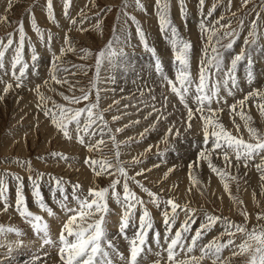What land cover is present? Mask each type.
Here are the masks:
<instances>
[{"label":"snow or ice","instance_id":"1","mask_svg":"<svg viewBox=\"0 0 264 264\" xmlns=\"http://www.w3.org/2000/svg\"><path fill=\"white\" fill-rule=\"evenodd\" d=\"M133 2L136 7L144 10L141 0H133ZM230 2L231 0H229ZM198 3L203 9L206 0H198ZM248 3L249 0H244V6H247ZM70 5L71 0H65L64 15L66 16ZM216 6L215 4L212 5L200 23L201 32L207 34L208 47L204 50L205 59L200 62L196 78H193L191 74L190 51L192 45L180 35L179 29L173 25L170 18V0H156V7L160 30L167 34L174 53L173 63L176 70L172 77L166 72L156 49L149 45L145 32L139 27L136 17L130 16L129 18L138 25L137 31L144 50L155 58L154 72L160 76L161 84L168 87L170 93L178 97V102L186 110L185 132L192 129L191 121L196 114H199V120L202 122V146L197 149L199 160L207 162L208 168L223 182L224 190L229 193L233 203L239 206L243 204V201L232 195L229 183L235 181L238 185V177L232 175L228 170L233 167V161H235V167L237 168L240 166L248 168L253 161H258L254 166L260 173L261 181H264V131L253 126L252 116L245 111L247 102L255 100L260 115L264 116V88H255L256 76L253 72V52L255 51L253 46H259L258 40L260 37L257 21L260 19V13H256V19L250 25L249 39L244 41V45L247 47L235 54L226 64L221 49H233L239 33L237 29L232 28L231 23L219 24L217 20L215 24H212L208 21V17L215 11ZM46 7L47 18L53 23H57L53 0H47ZM122 7H128V0H124ZM179 7L186 15L185 0H179ZM80 15L83 19H87L83 11ZM4 19L6 20L7 17H4ZM71 23H76V21L73 19ZM216 24H219V28L215 26ZM31 27L39 37L40 42L45 44L46 49L50 48L53 36L51 32H48L46 37L45 31L38 25L34 14ZM243 27L244 21L241 19L238 22V28L243 29ZM95 28L99 30L101 25L98 23ZM223 29H227V31H222ZM13 35L9 33L6 43L3 39H0V84L4 85L3 94L13 90V84L6 81L5 76L10 74L17 88L24 87L26 84L25 77L31 74L30 68H35L39 60L35 43L31 41H29L31 56L28 60L25 59V42L28 37L22 22L18 27V40L15 41V47H13ZM65 45L66 47L61 48L63 55L76 51L72 47L67 34ZM9 50L11 51L9 52ZM81 51L85 52L87 56L93 55L90 50L81 49ZM262 51H264V48H262ZM209 52H211V55H209ZM6 54H8L7 61ZM63 55H57L53 51L52 72L49 80H44L42 84H37L32 89L39 98L37 107L49 118L50 123L66 140L75 139L89 153L95 152L98 154L96 158L87 157L85 164L92 170L95 177L108 178L109 183L107 186L96 185L85 191L79 182L73 183L63 177L49 175L47 182L51 185V198L56 208L66 218L61 220V215L46 202L41 192V181L44 180L45 173L36 172L31 161L21 162L17 159L15 162L17 164L22 163V166L30 174L29 179L32 184L34 203L47 216L61 222V230L57 239L53 240L48 221L43 216L34 214L28 207L27 198L23 192L22 177L8 171L0 173L2 210L6 212L9 207H12L8 202L9 186L7 177L13 176L17 181L15 210L30 225L34 235L41 240V248L47 245L57 249L61 264H143L149 254L161 257L162 253L167 254L166 264H204L206 259L210 260L211 264H232L237 257L240 258L239 264H264V224L258 223L249 229L247 226L249 216L246 209L240 210L244 222L237 223L227 217L193 208L190 206V202L180 204L171 197L168 199L161 198L158 193L151 191L136 179L137 176L143 175L144 169L136 172L135 175L129 174L128 168H134L142 161L137 157H133L131 161L122 160L121 146L133 142L134 138L129 137L128 141L117 140L115 133L123 131V128H116L113 131L108 126V121L104 116L106 110L100 109L98 89L95 92L94 100H92L90 97L93 93L90 91L81 88L79 90L81 94L75 95V86L69 85V91L73 93L72 95L59 93L67 104L56 102L52 100V97L41 91L42 86H49L50 81L56 84H68L67 79H61L57 75L61 69L67 71L62 65ZM124 55L122 49L118 50L114 47V41H110L103 50L96 54V77L92 82L93 88L99 82L101 66L107 63L109 66L116 67L118 66L117 60ZM242 63H246L247 66L246 75L243 79L237 76L238 68ZM245 85L250 86L249 91L243 99L236 100L235 97L238 93L244 91ZM49 90L56 91L50 86ZM228 97H232L234 103L229 105L227 102ZM3 98V95H0V99ZM49 101H52L51 106H49ZM83 101L88 102L84 107L76 106ZM165 101H168L167 96H165ZM214 103L216 104L215 108L212 106ZM110 108L111 106L108 110ZM225 109L228 110L229 117L237 132L240 130V125L235 123V116H239L244 121L249 140L246 141L242 136L233 135L225 127L220 119V114ZM118 119L120 117H113V120ZM160 119H167V117L161 113L159 119L140 133V137L143 138L147 132L154 130ZM133 123L138 124L139 121ZM166 131L167 134L163 143L167 148H171V138L173 136L180 138L182 133L176 125H171ZM73 133H75V136H73ZM97 137L99 138L97 139ZM108 141H111L114 146L113 156H108L104 152V147L107 146ZM146 151H151V148ZM50 155L56 158L57 162L61 160L68 162L70 159L61 152H52ZM158 155L164 156L165 152L160 151ZM213 156L222 160L223 168L217 167L213 163ZM196 165L197 161H193L191 166L196 167ZM190 178L193 185H198L199 182L191 173ZM130 183L137 185L147 194V202L130 187ZM118 186L121 190H118ZM109 199L121 209V212L117 213L110 208ZM149 203L162 212L163 234L155 228L154 218L147 206ZM161 205H163V208H161ZM138 208L139 216H137ZM181 213L184 214L183 220H180ZM197 213H200V215H197ZM110 215L120 217L115 239L110 235L107 227L110 222L108 219ZM256 219L257 221H264V211L258 212ZM197 220L200 221L199 226L193 231L192 225L196 224ZM218 226L222 227V231L207 243H204V237ZM174 228L176 230L173 232ZM129 231H131V235L128 234ZM9 233H14L18 237L25 235L18 228L5 227L0 224V234ZM150 233L152 244H149ZM237 234L243 237L239 244L235 243ZM117 239L127 241L129 246L127 257L119 250L116 244ZM22 243L23 241L20 240L18 246ZM153 245L159 251L153 253ZM0 247H3V245H0ZM225 249L231 251V256L223 257L222 254ZM12 251L13 249L9 245L5 253V259L11 257ZM197 251L199 255L195 254ZM44 255H48V253H44ZM11 259L14 260L15 258L12 257ZM40 259V256L33 254L28 264H36V261ZM155 264H160V260L158 259Z\"/></svg>","mask_w":264,"mask_h":264},{"label":"rangeland","instance_id":"2","mask_svg":"<svg viewBox=\"0 0 264 264\" xmlns=\"http://www.w3.org/2000/svg\"><path fill=\"white\" fill-rule=\"evenodd\" d=\"M141 2L144 5V10L136 7L133 0H128L127 8L122 7L124 0H71V5L67 9L68 15L66 16L64 15L65 0H53L54 14L57 20V23H53L47 18V0H10V3L9 0H0V39H3L6 43L9 33L14 34L13 47H15V41L18 40V27L22 22L28 37L25 42V59L28 60L31 56V47L29 46V41L35 43L37 52L39 54V60L36 63L35 68H30L31 74L25 77L26 84L24 87L17 88L15 86V81L9 75L5 76L4 79L13 84V90H10L7 94H3L2 90L4 85L0 84V95H3L4 97L3 99H0V173L8 171L22 177L24 185L23 192L27 198L29 209L34 214H40L43 216L48 221L49 225L54 222V220L47 216L46 213L45 215L42 214L44 212L34 203L32 184L31 180L29 179L30 174L28 171H26V168L22 166V163L17 164L15 162L17 159H19L21 162L25 160L31 161L32 167L36 170V172L45 173L44 180L41 181L42 194H44L42 189L45 186L50 185L49 183L47 184L49 175L63 177L65 180L73 183L79 182L85 191H87L90 187H94L96 185L104 187L109 183L108 178H97L94 174H91L92 177L90 176L94 181V185L88 184L87 186L86 183L81 180V178H85V176L87 177L88 175L85 172L84 167L89 171H92L88 165L85 164V159L89 156L96 158L98 154L93 152L88 156L83 153L77 154L75 156L71 154L70 156L66 151H64L65 149H63L61 142V137H63L62 134L57 132L55 127L50 123L49 118H47L41 112L40 108L37 107L39 98L37 94H35L36 92L32 90L35 85L42 84L44 80H49L50 74L52 72L53 51H55L57 55H63L61 53V48L66 47L65 36L67 34L71 40L72 47L76 49V51L68 52L66 55H63L62 65L63 68L67 69V71L61 69L57 75L61 79H67L68 84H56L55 82L50 81L49 86L56 89V91H50L49 86H42L41 91L45 95L52 97V100L56 102L67 104L66 101H63L59 93L63 92L66 95H72L73 93L69 91V85L75 86V95L81 94L79 91L81 88H85L86 90L90 91L93 93V95L90 97L92 100H94L95 92L98 89L100 96V109L106 110L104 111V116L108 121V126L112 128L113 131L116 128H123V131L115 133L117 140L128 141L129 137L134 138L133 142L121 146V151L123 153L121 156L122 160L131 161L133 157H137L142 161V163L136 165L134 168H128L130 175H135L136 172L144 169L145 171L143 172V175L137 176L136 179L143 183L151 191L156 193L159 192V190L168 189L169 191H175L172 186L173 180H170L172 174L157 165H163V167H167V169H169L176 165V163L180 164V167H182L183 171L187 173V177L190 179V181H192L190 178L191 173V175L199 182L195 187L199 196V200L196 198L197 196L188 198L190 206L193 208L202 209L215 215L227 217L237 223L244 222V217L240 215V210L246 209L249 216L247 221V226L249 229L258 223L264 224V221H257L256 219V214L258 212L264 211V187H262V185H264V181H261L260 173L256 170L255 166H253L258 161H253L248 168L243 166L237 168L235 167V161H233V167L228 169L232 175L238 177V185L235 181L229 182L232 195L243 201L242 205L237 206V204L233 203L228 192L224 191L226 197L223 194V196L227 199L226 200L222 198L220 189H218L219 192L213 191L212 188L205 184V177H203L201 172H203L202 167L206 168L207 162L199 160L198 157L197 149L201 146V135L199 132L198 137H193V139L197 138L199 147L197 144H195L194 148H191L193 149V156L188 158L185 157L184 154H189L190 149H187L186 151L175 149V145L180 142L177 140V137L174 139L171 138V148H167L165 146L163 143L164 140H162L161 143L155 142L158 139L157 136L164 139L167 134V132L164 133L162 129L160 133L155 132L158 127L147 132L143 138L140 137V133L144 132V130L150 126L143 128V130L141 128L136 129L135 123H133L134 121L132 120L134 119L133 115H135L136 112L142 110L143 107L139 105L141 103L143 104V99L148 94L142 93L139 95L135 93L136 90L134 87L136 85L134 84V81L137 82L136 74H139V70L137 68L135 69V66L139 64H146L143 72H147L148 74L151 69L155 76L158 74L154 72L153 67L155 58L144 50L137 31L138 25L136 22L130 20L129 17H136V21L139 22V27L145 32L149 45L156 49L157 55L161 57V59L171 57V61L174 60V53L171 51L172 48L169 49L171 46L169 44L168 36L165 32L160 30L156 0H141ZM214 4L217 6L212 15L208 17V21L212 24H215L217 20L219 21V24L231 23L232 28L237 29L239 33L238 38L234 43L233 49H221L226 64L229 63L230 59L235 54H238L243 48L247 47L244 45V41L249 39L248 32L250 30V25L252 21L256 19V13H260V19L257 21L260 37L258 40L259 46H253L254 48L256 47L255 51L253 52V72L257 79H255V88H264V51H262V48H264V0H249L247 6H244V0H231L230 3L229 0H206L203 9H201L198 0H185L186 15L185 12H182L179 7V0H170V18L173 22V25L179 29L180 35L185 40L189 41L191 45L199 44L196 46L197 49L193 50V48H191L190 51V57L192 56L191 66L193 67H191V74L194 76V73L197 74L198 72L196 71V68L195 71H193L195 60H198L201 57L202 60L205 59L204 50L206 47H208L207 34L202 33L199 27L201 20L204 19ZM81 11L86 14L87 19H83L81 17ZM234 13L235 15H233ZM33 14L38 25L42 30L45 31L46 37L48 32H51L53 36V39L50 42V48H47L48 53H46L47 49L44 47L45 44L40 42L39 37L31 27ZM4 17H7V19L5 20ZM73 19L76 21V23H71V20ZM241 19L244 21L243 29L238 28V22ZM98 23L101 25L99 30L95 28V25ZM219 24H216L215 26L219 28ZM222 31H227V29H223ZM110 41H114V47L118 50L122 49L125 55L117 60L118 66L116 67H111L107 63L101 66L99 71V82H97L95 88H93L92 82L96 77V54L103 50ZM165 45H169L170 47H165ZM44 49L46 51H44ZM81 49L90 50L93 55L87 56L85 52L81 51ZM10 51L11 50H9V52ZM168 53H170V55ZM210 54L211 52L209 55ZM162 56H164V58ZM7 59L8 54H6V61ZM127 60L136 62L134 65H131L130 61L127 62ZM163 66L168 75L172 77L176 69L173 71L169 69L168 66H165V64H163ZM246 67V63H242L239 66V69L243 70L246 69ZM109 69L113 70L114 74L110 73L108 71ZM238 73L239 72L237 71V76L243 79L245 72ZM140 74L139 76H141ZM244 88L245 91L248 92L250 86L245 85ZM247 92L237 94V98L235 99H243ZM150 100L153 101V98H150L149 101ZM252 101L249 100V102ZM233 102H231V104ZM48 103L49 106H51L52 101H49ZM87 103V101H83L80 105L76 106L84 107ZM151 104L153 105V103ZM109 106H111L110 110H108ZM127 107H130V110H128ZM245 111L252 116L253 126L261 131H264V116L260 115L258 108L254 107L252 110V107H247ZM197 115L199 116V114ZM220 115H223V113ZM114 116L120 117V119L113 120ZM131 117L132 119H129ZM220 119L222 121V118ZM258 120L261 121L259 122ZM141 122L143 123L144 120ZM235 123L240 125L239 132H237L233 123L232 125H228L227 123L223 122L225 127L231 131L233 135L242 136L246 141L249 140V134L244 126V122L239 116H235ZM46 124L49 127L50 134L46 131H42V128H45ZM126 125L127 127H125ZM73 136H75V133H73ZM59 139L61 141H59ZM105 139H107V137H105ZM193 139L191 140L192 142L194 141ZM72 141L78 143L75 139ZM184 142L185 141L182 140L180 144L185 145L186 143ZM149 148H151V151H146ZM83 150H85V148ZM160 151H164L165 155L159 156L158 153ZM52 152L64 153L70 159L68 162L63 160L57 162L56 158L50 155ZM104 152L108 156H113L114 146L112 145L111 141H108L107 146L104 147ZM165 158H170V160L172 158L173 159L169 162V160H164ZM193 161H197L196 167L191 166ZM213 163L216 164L217 167H224L222 160L217 159L215 156H213ZM127 167L128 166L126 165V168ZM206 169H208L210 174L215 175L211 169ZM216 177L220 180L217 175ZM7 183L9 186L8 202L10 205H12V207H9L5 212L2 210L3 202L0 201V224L4 225L5 227L11 226L18 228L22 230L25 235L18 237L14 233L0 234V236H2L5 240L14 239L16 241H23L22 245L13 249L11 257L8 259H5V253L8 246L3 245V247H0V264H28V261L32 259L33 254L41 257L39 261H36V264H50L48 262L49 259L53 260V262L57 264L56 258L60 262V259H58L59 256L57 255V249L47 245L41 248V244H39L40 241H38L39 238L34 235L33 229L31 230L30 225L15 210L14 205L17 181L13 176H9L7 177ZM130 187L132 189H138L142 195H146L142 197L139 194V196L144 198L147 202V194L144 193L137 185L130 183ZM70 190L71 189L69 188V191ZM118 190H121L119 186ZM176 193H179V188L176 190ZM51 195L52 194L50 190L49 196H44L46 202L49 203L50 206L54 207L58 214L61 215V220L66 219L64 216H62L63 214L60 213V210L56 208L55 205H53L54 201L52 200ZM160 197L163 199L169 198L168 196L166 197L165 194L160 195ZM173 198L177 203L179 202L177 197L174 196ZM147 206L149 210H151V206L153 205L149 203ZM161 208H163V205H161ZM116 212H121V209L119 208V210ZM181 215V220H183L184 214L181 213ZM197 215H200V213H197ZM152 216L154 218L155 228L158 226L161 227V230L158 228L156 229L163 234L164 228L162 226V213ZM111 218L112 220H110ZM108 219L110 221L107 225L109 233L113 236V238H115V234L118 232L120 217L117 215H110ZM58 223L60 224L59 228L61 230V222L58 221ZM199 223L200 221L197 220L196 224H194L197 226H194L193 231L198 228ZM175 230L176 229L174 228L173 232ZM221 231H219L215 236H217ZM210 233L204 237V241L206 243L214 237L211 236ZM58 235L56 237H58ZM129 235H131L130 231ZM56 237H54L53 240H56ZM151 237L152 236L150 233L149 244H152ZM242 239L243 237L237 234L235 243H241ZM118 240L119 239H117L116 242ZM120 241L121 240H119L116 244L118 245L119 250L121 249L120 251L127 257L129 255L128 243ZM120 243L122 245H119ZM156 251H159V249L155 248L153 245V252L155 253ZM44 253H48V255H44ZM196 255L199 254L196 253ZM222 255L225 258L229 257L231 256V251L229 249H225V252ZM12 257L15 259L12 260ZM161 257H158L160 262H164L165 259H167V257H163V255ZM239 261L240 258L237 257L233 260L232 264H239ZM147 263L152 264L150 260ZM204 264H211V261L206 259Z\"/></svg>","mask_w":264,"mask_h":264},{"label":"bare ground","instance_id":"3","mask_svg":"<svg viewBox=\"0 0 264 264\" xmlns=\"http://www.w3.org/2000/svg\"><path fill=\"white\" fill-rule=\"evenodd\" d=\"M199 15V14H198ZM186 18V17H185ZM192 18V17H191ZM197 18V17H196ZM200 18V17H199ZM190 19V18H189ZM198 19V18H197ZM194 23V22H193ZM192 23V24H193ZM199 26V25H198ZM200 28V27H199ZM198 29V28H197ZM201 29V28H200ZM199 30V29H198ZM196 33V32H195ZM131 34V33H130ZM200 34V33H199ZM197 35V34H196ZM201 35V34H200ZM202 37V36H201ZM154 39V37H153ZM157 39V38H156ZM170 44V43H169ZM193 44V43H192ZM199 45V44H198ZM197 44H193L192 45V48L193 50L194 49H197L196 46H198ZM169 46V45H167ZM165 45V47H167ZM171 46V45H170ZM169 46V47H170ZM201 46V45H200ZM45 47V46H44ZM141 47V46H140ZM161 47V46H160ZM158 48V47H157ZM256 48V47H255ZM163 49V48H162ZM171 49V47L169 48ZM44 51H46L44 49ZM141 51V50H140ZM167 51V50H166ZM165 51V52H166ZM172 51V50H171ZM199 51V50H198ZM173 52V51H172ZM196 52V51H195ZM48 53V49H47V52ZM142 53V52H141ZM210 53V52H209ZM163 54V53H162ZM167 54V53H166ZM170 55V53H168ZM257 54V53H256ZM211 55V54H210ZM161 56V54H160ZM164 58V56H162ZM192 57V56H191ZM261 57V56H260ZM161 58V57H160ZM199 58V57H198ZM203 59H204V55H203ZM162 60V63L165 64V66H168L169 69L173 70L176 69V66L174 63H172L171 61V57H166V59H161ZM130 61L131 65H134L136 61H132V60H127V62ZM202 61V57L198 60H195V66H194V70L195 71V68H196V71L199 70V66H200V62ZM258 61V60H257ZM144 62V61H143ZM125 64V63H124ZM263 64V63H262ZM124 66V65H123ZM146 66V64H139V65H136L135 66V69L137 68L139 70V74L141 76H139V74L137 75L136 74V78H137V82L134 81V84L136 85L134 87V89L136 90V94H139L141 95L142 93H145V94H148L146 97H144L143 99V104L141 103L139 106H142V110H140L139 112H136L134 116V119L132 121H136L138 120L139 123L136 124L135 123V126H136V129L137 128H141L143 130V128L145 127H148L150 125L153 124V122H155L157 119H159L160 117V114L162 113L164 116L167 117V119H160V122L158 124H156V127H158V129L155 131V132H159L162 131L165 133L167 132L166 130L171 126V125H176L177 128L180 129L181 133H182V136L180 138H178L177 140L178 141H185L184 143H186L185 145H181L180 142L178 144L175 145V149H180L181 151L183 150H189L190 149V152L189 154H184L185 157H190V156H193V149L191 148H194V145L197 144V146L199 147L198 145V140L197 138L196 139H193V137H198V132L199 134L201 135V140L200 142L202 141V132H201V124L202 122L199 120V116L196 114V116H194L193 120L191 121L193 127L192 129L189 131V132H185V129H184V122L187 120V113H186V110L183 108V106L178 102V97H176L174 94L170 93V89L164 85L161 84L160 82V76L159 75H154L150 69V72L147 74V72H143L144 70V67ZM112 67V66H111ZM110 67V68H111ZM192 67V66H191ZM193 68V67H192ZM192 70V69H191ZM110 73L114 74V71L109 69L108 70ZM238 72L241 73V72H245L246 73V69H243V70H240L238 68ZM198 73V72H197ZM238 73V74H239ZM244 73V76L245 77V74ZM10 76V74H9ZM134 76V74H133ZM193 76V75H192ZM195 76V77H194ZM194 76L193 78H196L197 77V74L194 73ZM11 77V76H10ZM132 77V76H131ZM135 77V76H134ZM239 77V76H238ZM125 78V77H124ZM240 78V77H239ZM130 79V78H129ZM38 80V79H37ZM257 80V79H256ZM255 80V81H256ZM125 81V79H124ZM131 81V79H130ZM157 83V84H156ZM133 84V85H134ZM257 85V84H256ZM131 86V85H130ZM134 90V91H135ZM243 92H247L245 91V88H244V91ZM36 94V93H35ZM238 94H242V92L238 93ZM244 94V93H243ZM165 96L168 97V101L166 102L165 101ZM138 98V97H137ZM150 98H153V101H149ZM237 98V97H235ZM148 99V100H147ZM234 99L232 97H228L227 98V102L228 104L230 105L231 102H233ZM252 101V100H251ZM255 100H253L252 102H247V107H252V110L254 109V107L256 108V104L257 102H255ZM153 103V105L151 104ZM234 103V102H233ZM138 104V103H137ZM136 106V105H135ZM146 106V107H145ZM191 106V105H190ZM213 108L216 107V104L214 103L213 105ZM30 107V106H29ZM128 108V107H127ZM128 110H130V107L128 108ZM138 110V109H137ZM136 110V111H137ZM159 110V111H157ZM250 110V109H249ZM135 111V110H134ZM133 111V112H134ZM256 111V110H255ZM149 113H151V115H149ZM228 113V110L225 109V111L223 112V115H220V118H222V121L224 123H227L228 125H232V120L230 119L229 117V113ZM254 113V112H253ZM222 116V117H221ZM255 116V114H254ZM260 116V115H259ZM258 116V117H259ZM145 117H147V119H145ZM238 117V116H237ZM129 119H132L129 118ZM144 120V122L142 123L141 121ZM259 121V120H258ZM261 121V120H260ZM259 121V122H260ZM244 122V121H243ZM145 123V124H144ZM262 123V122H261ZM227 125V126H228ZM232 127V126H230ZM47 129V130H46ZM234 130V129H233ZM42 131H46L47 133L50 134V130H49V127L47 126V124L45 125V128H42ZM175 131V130H174ZM247 135V134H246ZM245 137V136H244ZM249 137V136H248ZM99 137H97L98 139ZM154 138V137H153ZM157 140L155 142L157 143H161L162 139L161 137H158L157 136ZM173 139L175 138V136L172 137ZM194 140L193 142L191 140ZM62 140V141H61ZM61 140L59 139V141L62 142V146H63V149H65L64 151H66L70 156L71 154L73 156L77 155V154H80V153H83V154H86L87 156L90 154L87 149L83 146H81L79 143H76L75 141H68L66 140L64 137H61ZM72 142V143H70ZM156 144V143H155ZM202 146V145H201ZM200 146V148H201ZM82 148V149H81ZM85 148V150H83ZM197 148V147H196ZM93 153V152H92ZM181 154V153H180ZM179 154V155H180ZM173 159V158H172ZM171 159V160H172ZM164 160H169V162L171 161L170 158L169 159H164ZM159 167L167 170L168 172H170L172 174V177L170 180H173L172 181V186H173V189H175V191L171 190L169 191L168 190H159V192H157L160 195H163L165 194V196L167 197H171L173 198L174 196L177 197L179 199V202L180 204H184L186 202H189L188 201V198H193L194 196L199 200V196H198V193H197V190H196V185H193V182L190 181V179L187 177V173L183 171L182 167H180L181 165L180 164H177L172 166L171 168L167 169V167H163V165H158ZM254 166V165H253ZM84 167V166H83ZM187 167V166H186ZM206 168H208L206 166ZM205 167H202V171L201 174L203 175V177H205V184L208 185V187L212 188L213 191H218V189H220V192H221V195H222V198L226 199V194L224 193L225 190H223L224 186H223V182L221 180H219L217 177H216V174H210L208 169H206ZM84 170L85 172L88 174L87 177L85 176V178H81L82 181H84V183H86V185L88 186V184H92L94 185V181L93 179L91 178V174H94L92 171H89L87 168L84 167ZM211 172V171H210ZM249 173V172H248ZM206 175V176H204ZM91 176V177H90ZM251 176V175H250ZM249 177V176H248ZM252 178V177H251ZM200 180V179H199ZM98 181V180H97ZM102 181V180H101ZM100 181V182H101ZM46 183V182H45ZM48 184V182H47ZM43 187V186H42ZM179 188V193H176V190ZM189 189H191V191H189ZM256 189V188H255ZM43 196H49V192L51 190V185H48V186H45L43 189ZM133 190L139 195H141L142 197L143 196H146V195H142L141 192L138 190V189H134ZM226 192V191H225ZM218 194V193H217ZM223 194L225 195V197L223 196ZM170 195V196H169ZM220 195V194H219ZM218 200V199H217ZM227 200V199H226ZM220 203V202H219ZM228 203V201H227ZM230 203V201H229ZM55 205V203L53 204ZM109 206L110 208H113V210L118 211L119 210V207L111 200L109 199ZM192 207V206H191ZM54 208V207H53ZM55 209V208H54ZM137 215L139 216V208L137 209ZM37 211V210H36ZM39 211V210H38ZM151 214L152 215H158L160 213H162L160 210H158L157 208L154 209L153 206H151V210H150ZM18 213V212H17ZM45 215V213H42ZM62 214V213H61ZM13 215V214H12ZM40 215V214H38ZM6 216V215H5ZM63 216V215H62ZM182 216V215H181ZM180 216V220L182 219V217ZM184 217V216H183ZM52 218V217H50ZM9 219V218H8ZM17 219V218H16ZM15 219V220H16ZM53 219V218H52ZM64 219V218H63ZM23 220V219H21ZM51 220V219H50ZM54 222H52L50 224V228H51V234H52V239L54 237H56L60 231V224L58 223L57 220L53 219ZM112 220V218L110 219ZM116 220V219H115ZM13 221V220H12ZM24 223V222H23ZM179 223V222H178ZM194 228V226H197V225H192ZM158 229H160L161 227H156ZM162 229V228H161ZM160 229V230H161ZM32 230V228H31ZM113 230V229H112ZM157 230V229H156ZM194 230V229H193ZM222 230V227H217L215 228L211 233L210 235L211 236H215L219 231ZM116 231V229H115ZM31 232V231H30ZM33 232V231H32ZM111 232V231H110ZM131 232V231H130ZM129 234V233H128ZM33 235V234H32ZM16 237V236H15ZM57 238V237H56ZM152 238V237H151ZM212 238V237H211ZM19 239V238H18ZM115 239V238H114ZM209 239V238H208ZM125 243H127L125 240L123 239H119ZM118 240V241H119ZM20 241V240H18ZM18 241L16 240H5L2 236H0V244L1 245H4V246H11L12 249H15L18 246ZM38 241L41 242L40 239H38ZM117 241V242H118ZM120 241V242H121ZM39 242V244H41ZM116 242V243H117ZM204 243H206L205 241H203ZM26 244V243H25ZM119 245H122L121 243ZM118 246V245H117ZM22 247V246H21ZM20 247V248H21ZM24 247V246H23ZM40 247V246H39ZM166 247V246H165ZM50 249V248H49ZM121 250V249H120ZM227 251V250H226ZM225 252V250L223 251V253ZM154 253V252H153ZM196 253L199 254V252L197 251ZM195 253V254H196ZM129 254V253H128ZM127 255V254H126ZM163 257H167V254L166 253H162ZM149 257H147L146 260L143 261V264H148L147 262L150 260L152 262V264H155V262L157 261L158 257L154 254H149L148 255ZM162 258V257H161ZM59 259V258H58ZM56 261H57V264H60V262L57 260L56 258ZM167 259H165L164 262H160V264H163V263H166ZM44 262V261H43ZM48 262L50 264H55V262H53V260H48Z\"/></svg>","mask_w":264,"mask_h":264}]
</instances>
